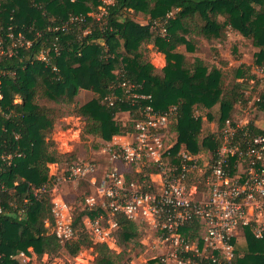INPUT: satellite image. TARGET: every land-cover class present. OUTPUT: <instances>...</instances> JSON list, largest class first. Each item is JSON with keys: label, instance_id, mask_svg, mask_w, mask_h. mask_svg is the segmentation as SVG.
Masks as SVG:
<instances>
[{"label": "trees", "instance_id": "1", "mask_svg": "<svg viewBox=\"0 0 264 264\" xmlns=\"http://www.w3.org/2000/svg\"><path fill=\"white\" fill-rule=\"evenodd\" d=\"M102 4V0H0V44L8 48L17 42L11 55L0 58V264H22L17 256L31 254V249L41 256L56 255L64 248L76 256L85 247L97 253L96 264L132 260L125 249L115 252L107 242L93 241L85 227L84 217H96L102 207L81 210L71 221L75 237L63 245L52 231L55 215L49 192L54 177L49 165L58 162L60 154L50 136L54 118L41 100L69 103L80 90L89 91L91 98L79 106L85 132L110 141L134 132L138 113L130 100L108 105L105 96L124 93L119 86L124 79L142 83L143 91L152 96L146 103L156 109L177 107L169 126L170 136L177 132V139H171L176 140L175 151L184 145L194 154L207 150L212 155L226 119H234L236 104L245 98L246 81L254 79L252 66L241 63L235 69L234 76L241 80L230 91L224 86L222 68L209 67L201 57L189 65L178 46L193 51L186 35L194 30L212 37L232 29L252 40L258 48L254 63L264 65V0H116L99 19L96 13ZM143 14L146 24L138 19ZM77 16L82 20L73 21ZM150 42L166 56L162 70L142 49ZM42 51H47L48 59L39 58ZM216 105L218 131L201 140L203 116L195 112L205 111L208 119H214ZM257 106L264 110V91ZM124 111L130 115L126 123L119 119ZM246 127L253 134H264L255 120ZM9 153L10 160L1 157ZM125 174L128 181L146 178L133 166ZM43 187L46 191L36 193ZM117 221L113 234L118 245H124L137 236L138 225L124 214ZM78 226L81 232H76ZM198 228L195 221L182 231L195 239ZM246 230L245 251L240 254L235 244L234 264H264V239ZM195 259L197 264H215Z\"/></svg>", "mask_w": 264, "mask_h": 264}, {"label": "built area", "instance_id": "2", "mask_svg": "<svg viewBox=\"0 0 264 264\" xmlns=\"http://www.w3.org/2000/svg\"><path fill=\"white\" fill-rule=\"evenodd\" d=\"M102 1L96 13L99 19L107 15L116 0ZM72 20L82 19L77 16ZM4 54L11 55L12 47L0 44V58ZM39 58L48 59L47 51H42ZM258 69L264 72V65ZM119 86L124 93L113 91L104 100L114 105L117 99H128L135 105L138 118L134 132L123 135L125 142L106 148L111 163L100 177V165L94 160L75 161L67 171L68 179L91 182L94 194L86 197L87 207L103 209L94 218L87 216L89 232L100 238L97 241H114L111 234L118 225L117 216L124 214L131 220H147L159 227L163 251L158 264H197L195 257L215 264H234L235 237L242 230L249 228L255 237L264 239V134H253L246 127L248 122L226 119L217 137L219 144L204 165L200 154L184 146L175 151L176 140H171L169 126L176 106L156 109L146 103L152 96L143 91L142 83L124 79ZM12 156L1 155L5 160ZM118 163L133 166L146 178L128 181ZM148 167L156 171L146 172ZM53 177L54 184L62 178ZM42 191L46 189H37L36 193ZM59 209L53 208L55 218L60 217ZM195 221L199 228L192 239L182 229ZM53 232L62 244L75 237L71 222L58 218Z\"/></svg>", "mask_w": 264, "mask_h": 264}, {"label": "rangeland", "instance_id": "3", "mask_svg": "<svg viewBox=\"0 0 264 264\" xmlns=\"http://www.w3.org/2000/svg\"><path fill=\"white\" fill-rule=\"evenodd\" d=\"M145 17V14H143L138 19L143 24H146L147 20ZM196 22L201 23L202 21L196 19ZM222 34V36L207 37L194 30L186 36L194 44L195 49L190 51L182 44L178 46L177 50L185 54L186 61L189 65L193 64L196 57H201L209 67L218 66L222 68L224 71V86L228 89L230 88V91L235 83L241 80L236 79L234 76L235 69L241 63L251 65L254 79H248L246 81L245 98L236 104L233 110V116L239 122L247 123L255 120L258 125L264 126V110H260L257 106V100H260V94L264 91V72L260 71L254 63L255 52L258 48L253 45L251 39L242 36L235 30L229 29ZM15 42L16 40H13L9 46L13 48ZM142 49L148 53L150 62L162 70L167 63L165 54L159 52L153 42L143 44ZM94 95L92 94V96ZM90 98L91 94L89 91L82 89L75 99L69 103H55L47 100L40 101L42 106L46 107L54 118V127L50 136L57 144L60 158L58 162L51 163L49 166L51 175L62 178L58 182H55L49 193L55 209H59L65 205V208L63 207L58 210L60 217H57L58 220H62L63 222H71L81 210L87 207L86 197L94 194L90 181L68 179V168L78 160H94L100 165V171L97 174L100 177L105 168L111 163L106 148L112 144V140L114 139L125 142L124 137L114 138V136L112 140L107 141L99 136L85 132L86 121L79 113V106ZM195 113L203 116L200 132L201 140L209 132L218 131V105L213 108L212 113L214 119H208L205 111L199 109ZM129 117V111H124L119 114V119L125 123L129 120ZM171 136H175L177 139L176 130L171 132ZM200 156L201 162L204 165L209 162L211 157L207 150L201 152ZM118 164L121 166L123 172L129 173L131 166L122 163ZM128 177L137 179V175L132 176L128 174ZM54 201L60 204L58 208ZM57 218H55V224L51 228L52 231L57 224ZM47 223L49 224L48 221ZM136 223L138 225V234L135 238L124 245H118L113 232L111 236H113L112 239L114 241L108 242V244L115 252H120L125 249L127 254L132 256L130 264H152L153 261L154 264H158V257L163 251V248L159 245V227L147 220H138ZM105 224L106 227L109 226L107 222ZM84 225L87 230L90 229L87 216L84 217ZM81 231L82 228L80 226L76 227V232ZM246 231V229L242 230L235 237V244L240 254H243L245 251V245L247 243ZM89 234L93 238V241L97 242V240H100L93 233L89 232ZM17 257L22 264H96L97 253L92 247H85L78 255L71 256L66 249L62 248L56 255L45 253L39 256L31 249V254L20 253Z\"/></svg>", "mask_w": 264, "mask_h": 264}, {"label": "crops", "instance_id": "4", "mask_svg": "<svg viewBox=\"0 0 264 264\" xmlns=\"http://www.w3.org/2000/svg\"><path fill=\"white\" fill-rule=\"evenodd\" d=\"M256 124L258 125V123H257V121H256ZM258 126H260V125H258ZM260 127H262V128H264V126H260ZM117 137H120V138H122V137H125V136H123V135H116L114 138H117ZM112 143H121V141H117V139H114V140H112ZM123 143V142H122ZM246 245H247V243H246ZM245 245V246H246ZM246 248V247H245Z\"/></svg>", "mask_w": 264, "mask_h": 264}]
</instances>
